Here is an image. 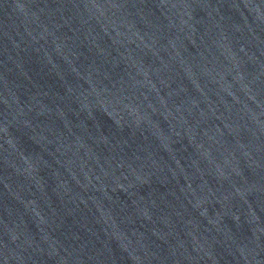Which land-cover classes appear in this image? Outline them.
Listing matches in <instances>:
<instances>
[{"label": "water", "instance_id": "95a60500", "mask_svg": "<svg viewBox=\"0 0 264 264\" xmlns=\"http://www.w3.org/2000/svg\"><path fill=\"white\" fill-rule=\"evenodd\" d=\"M0 264H264V0H0Z\"/></svg>", "mask_w": 264, "mask_h": 264}]
</instances>
